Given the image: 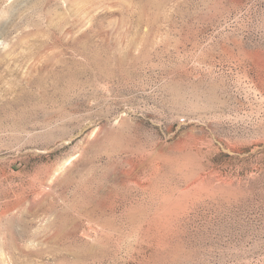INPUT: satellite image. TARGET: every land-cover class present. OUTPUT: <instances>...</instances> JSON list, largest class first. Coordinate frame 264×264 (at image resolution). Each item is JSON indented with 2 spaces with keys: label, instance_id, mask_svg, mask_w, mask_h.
Returning a JSON list of instances; mask_svg holds the SVG:
<instances>
[{
  "label": "rangeland",
  "instance_id": "1",
  "mask_svg": "<svg viewBox=\"0 0 264 264\" xmlns=\"http://www.w3.org/2000/svg\"><path fill=\"white\" fill-rule=\"evenodd\" d=\"M0 264H264V0H0Z\"/></svg>",
  "mask_w": 264,
  "mask_h": 264
}]
</instances>
